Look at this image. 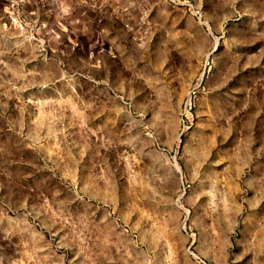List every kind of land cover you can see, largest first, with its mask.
<instances>
[{
    "label": "rangeland",
    "instance_id": "374dc122",
    "mask_svg": "<svg viewBox=\"0 0 264 264\" xmlns=\"http://www.w3.org/2000/svg\"><path fill=\"white\" fill-rule=\"evenodd\" d=\"M0 264H264V0H0Z\"/></svg>",
    "mask_w": 264,
    "mask_h": 264
},
{
    "label": "built area",
    "instance_id": "2783aa9c",
    "mask_svg": "<svg viewBox=\"0 0 264 264\" xmlns=\"http://www.w3.org/2000/svg\"><path fill=\"white\" fill-rule=\"evenodd\" d=\"M200 13H201L200 11H195L194 12V14H195L196 17H199L201 15Z\"/></svg>",
    "mask_w": 264,
    "mask_h": 264
}]
</instances>
